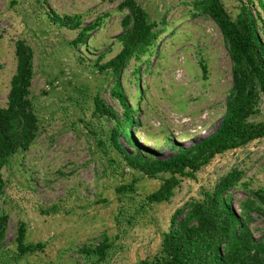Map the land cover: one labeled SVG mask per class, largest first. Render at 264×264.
<instances>
[{"label": "rangeland", "instance_id": "1", "mask_svg": "<svg viewBox=\"0 0 264 264\" xmlns=\"http://www.w3.org/2000/svg\"><path fill=\"white\" fill-rule=\"evenodd\" d=\"M123 1L0 0V107L6 106L16 70L14 43L24 40L34 53L32 93L40 125L30 150L0 173L5 185L0 214L9 216L0 264H96L79 250L104 239L110 249L98 264H137L158 254L173 215L232 169L243 173L242 182L251 190L264 186L261 139L217 156L193 180H182L168 203L146 204L161 181L145 178L138 181L132 200L118 197L116 188L129 184L135 174L125 168L113 143L116 122L95 113L98 93L119 120L122 112L111 96V81L103 83L92 64L99 58L105 64L120 51L122 16L117 8ZM189 1L137 0L151 20L166 15L168 28L140 66L137 81L132 68L120 78L141 123L138 132L130 133L157 159L172 156L174 145L190 147L212 134L232 89V64L220 30L208 18L190 17ZM241 1L248 2L223 4L234 16ZM104 15L109 17L103 26L78 49L70 44L80 29L52 21L54 16H78L85 27ZM201 65L207 69L205 76ZM257 121L264 122V98ZM117 142L131 153L122 137ZM230 198L237 209L246 194L233 189ZM253 218L250 229L258 241L264 236V218ZM20 223L27 230L26 243L44 248L16 260L14 240Z\"/></svg>", "mask_w": 264, "mask_h": 264}, {"label": "trees", "instance_id": "2", "mask_svg": "<svg viewBox=\"0 0 264 264\" xmlns=\"http://www.w3.org/2000/svg\"><path fill=\"white\" fill-rule=\"evenodd\" d=\"M187 6L190 17L208 18L218 27L232 64V89L226 112L212 134L197 139L190 147L174 145L172 156L157 159L130 133V130L138 132L141 123L136 116L137 109H132L123 92L120 78L125 70L132 68L137 81L140 66L148 62L157 40L168 28L166 15L158 22L153 21L137 0H124L117 8L122 16V33L117 37L120 51L105 64H101L100 58L92 64V70L103 77V83L111 81V96L122 112L119 120L116 113L103 104L99 93L95 95V113L116 122L113 143L125 168L135 174L129 184L116 188L121 200H132L138 181L145 178L161 181L159 188L145 198L146 204L168 203L182 180H193L217 156L264 139V122L257 121L264 98V0L241 1L234 16L227 12L223 0H191ZM108 17H99L85 27L78 16H54L52 21L72 30L80 29L70 44L78 49L87 45L91 34L99 30ZM14 55L16 70L10 81L6 106L0 107V173L15 157L28 152L40 135L32 93L34 53L27 42L17 40ZM201 71L205 76L204 65ZM118 137L124 139L131 153L122 149ZM242 176L241 171L232 169L212 189L204 191L200 199L191 200L179 209L171 218L168 232L162 235L158 254L137 264H264V236L256 241L250 229L253 216L264 218V186L251 190L242 182ZM4 186L0 177V202ZM233 189L246 194L237 209L231 205ZM8 224L9 216L1 213L0 252ZM26 233L25 225L20 223L14 240L16 260L44 248L40 243L27 244ZM109 249L110 244L104 239L79 252L94 258L98 264L106 258Z\"/></svg>", "mask_w": 264, "mask_h": 264}]
</instances>
